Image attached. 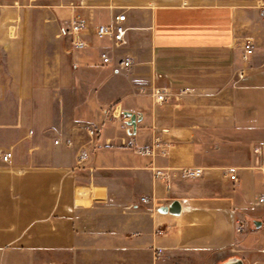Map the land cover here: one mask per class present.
<instances>
[{"label": "crops", "instance_id": "obj_1", "mask_svg": "<svg viewBox=\"0 0 264 264\" xmlns=\"http://www.w3.org/2000/svg\"><path fill=\"white\" fill-rule=\"evenodd\" d=\"M119 11L115 46L93 27ZM76 16L81 51L64 32ZM102 52L132 64L114 73ZM156 138L154 156L128 145ZM262 144L264 0H0V264H264ZM195 166L170 188L153 169Z\"/></svg>", "mask_w": 264, "mask_h": 264}, {"label": "built area", "instance_id": "obj_2", "mask_svg": "<svg viewBox=\"0 0 264 264\" xmlns=\"http://www.w3.org/2000/svg\"><path fill=\"white\" fill-rule=\"evenodd\" d=\"M90 28L88 21H86L81 16H76L72 18L64 29L65 34L71 39V44L73 49L81 51L86 49L89 44L88 41L84 38V33ZM129 31V25L127 22V14L124 11L114 12L111 15L109 23L98 24L93 27V32L99 38H108L113 45L122 46L127 44ZM256 50L255 43L252 39H247L243 44V54H242V66L239 68L238 75L240 78H243L249 68V62L254 55ZM101 60L104 64H112V70L114 73H121L122 71L129 69L132 64V58L126 56L115 61L113 57L107 53H101ZM142 91L152 95L154 101L158 104H164L173 99V94L160 87H155L151 91L146 87H142ZM56 143H59V140H55ZM67 144H71V141H68ZM161 140L156 138L152 141L150 145L137 146L133 139L128 141V145L132 146L134 150L142 155H151L154 156L157 153V150L160 148L161 152H164V149L161 148ZM256 152L261 153L264 156V145L256 146ZM86 151H83L79 156V161L83 162L86 158ZM12 159V152L9 150L0 149V160L4 163H9ZM154 175L157 179L163 180L167 187H171V181L174 177H181L185 179H196L204 175L203 167H182L179 169H170L163 167H154ZM238 168L236 166H230L227 169V174L232 180H237ZM140 200L144 203H149L151 201L148 196H141ZM260 201L264 202V195L260 197ZM246 220L238 219L236 224V231L238 233H243L246 230ZM163 249H158V254H161Z\"/></svg>", "mask_w": 264, "mask_h": 264}, {"label": "water", "instance_id": "obj_3", "mask_svg": "<svg viewBox=\"0 0 264 264\" xmlns=\"http://www.w3.org/2000/svg\"><path fill=\"white\" fill-rule=\"evenodd\" d=\"M124 114L130 118L128 121L129 125L132 126L134 129H136L137 115L130 111H124ZM161 211L164 212L170 211L172 213L178 214L181 211L180 202L174 201L169 207L162 208ZM225 264H243V261L241 259H232Z\"/></svg>", "mask_w": 264, "mask_h": 264}]
</instances>
